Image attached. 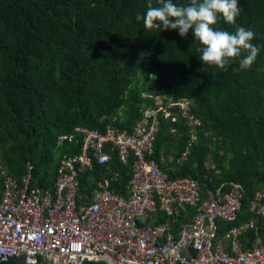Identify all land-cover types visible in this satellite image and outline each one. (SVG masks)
<instances>
[{"label":"trees","instance_id":"16d2710c","mask_svg":"<svg viewBox=\"0 0 264 264\" xmlns=\"http://www.w3.org/2000/svg\"><path fill=\"white\" fill-rule=\"evenodd\" d=\"M148 3L0 0V190L5 176L19 183L27 164L29 187L52 189L60 156L78 152V142L56 145V137L75 126L129 129L157 96L162 104L183 100L184 109L168 108L173 120L157 114L151 157L168 178H193L203 193L240 184L237 218L219 222L218 235L253 218L264 244V218L248 210L252 192L264 186V0H238L236 24L255 33L251 43L259 49L244 70L242 57L226 70L200 61L202 45L191 31L181 37L146 29L135 17ZM213 27L235 30L222 17ZM211 144V157L224 166L205 165ZM129 163L114 154L103 164L92 161L78 174L79 193L105 178L125 195ZM252 234L247 229L242 239Z\"/></svg>","mask_w":264,"mask_h":264},{"label":"built area","instance_id":"2783aa9c","mask_svg":"<svg viewBox=\"0 0 264 264\" xmlns=\"http://www.w3.org/2000/svg\"><path fill=\"white\" fill-rule=\"evenodd\" d=\"M185 104L170 99L162 104L157 96L155 106L144 109L142 119L129 129L75 126L57 135L56 145L74 140L78 152L60 156L50 190L29 187V164L19 183L5 176L0 190L1 258L24 252L26 264H171L177 248L184 247L191 264H264V244L253 218L218 235L219 222L237 218L240 184L203 193L193 178H168L151 157L157 114L173 120L168 108L184 109ZM111 154L121 164L130 161L127 193L113 192L102 178L81 195L78 174L92 161L106 163ZM248 210L264 218V186L252 192ZM247 229L253 234L245 242Z\"/></svg>","mask_w":264,"mask_h":264},{"label":"clouds","instance_id":"9594fccd","mask_svg":"<svg viewBox=\"0 0 264 264\" xmlns=\"http://www.w3.org/2000/svg\"><path fill=\"white\" fill-rule=\"evenodd\" d=\"M154 7L149 0L146 13L136 14L137 21L143 20L148 30H178L181 37L191 31L192 37L202 48L199 60L218 69L226 70L230 62L238 57L239 67L249 68L259 52L251 41L255 33L236 24L240 14L238 0H190L186 5H177L173 0H157ZM222 17L226 24L234 26V32L219 30L213 26ZM171 18V19H170Z\"/></svg>","mask_w":264,"mask_h":264},{"label":"water","instance_id":"95a60500","mask_svg":"<svg viewBox=\"0 0 264 264\" xmlns=\"http://www.w3.org/2000/svg\"><path fill=\"white\" fill-rule=\"evenodd\" d=\"M179 248V247H178ZM174 252L176 254L177 259L175 261H171V264H191L190 258L191 254L188 249H185L184 247H181L178 251ZM34 256L31 254L27 255L28 259H33ZM0 264H26L24 261V252H20L17 254H2V258L0 256ZM77 264H106L104 261L98 260V261H80Z\"/></svg>","mask_w":264,"mask_h":264},{"label":"rangeland","instance_id":"374dc122","mask_svg":"<svg viewBox=\"0 0 264 264\" xmlns=\"http://www.w3.org/2000/svg\"><path fill=\"white\" fill-rule=\"evenodd\" d=\"M212 150H213V145L211 144V145L209 146V152H208V154H207V159H206V163H205V165H207V166H212L213 169H215V164H217V165H219V166H224V161L218 163V162H215V161L213 160V158L211 157V153H210V152H212Z\"/></svg>","mask_w":264,"mask_h":264}]
</instances>
